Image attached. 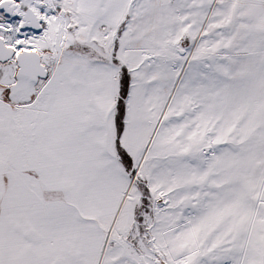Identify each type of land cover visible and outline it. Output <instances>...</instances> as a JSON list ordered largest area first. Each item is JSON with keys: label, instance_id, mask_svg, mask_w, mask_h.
Here are the masks:
<instances>
[{"label": "snow or ice", "instance_id": "6c2138e0", "mask_svg": "<svg viewBox=\"0 0 264 264\" xmlns=\"http://www.w3.org/2000/svg\"><path fill=\"white\" fill-rule=\"evenodd\" d=\"M0 264H264V0H0Z\"/></svg>", "mask_w": 264, "mask_h": 264}]
</instances>
